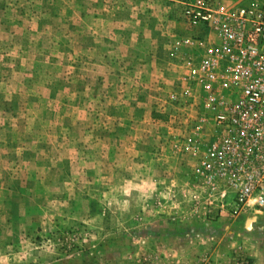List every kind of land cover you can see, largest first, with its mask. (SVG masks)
I'll use <instances>...</instances> for the list:
<instances>
[{"label": "rangeland", "instance_id": "obj_1", "mask_svg": "<svg viewBox=\"0 0 264 264\" xmlns=\"http://www.w3.org/2000/svg\"><path fill=\"white\" fill-rule=\"evenodd\" d=\"M188 1L0 0V264H264L179 146Z\"/></svg>", "mask_w": 264, "mask_h": 264}, {"label": "built area", "instance_id": "obj_2", "mask_svg": "<svg viewBox=\"0 0 264 264\" xmlns=\"http://www.w3.org/2000/svg\"><path fill=\"white\" fill-rule=\"evenodd\" d=\"M181 18L193 35L182 39L190 51L175 98L198 117L179 146L194 160L202 207L231 217L263 213L264 1L191 0Z\"/></svg>", "mask_w": 264, "mask_h": 264}, {"label": "trees", "instance_id": "obj_3", "mask_svg": "<svg viewBox=\"0 0 264 264\" xmlns=\"http://www.w3.org/2000/svg\"><path fill=\"white\" fill-rule=\"evenodd\" d=\"M154 116H155V117H158V118L161 117L160 113H157V112L154 113Z\"/></svg>", "mask_w": 264, "mask_h": 264}]
</instances>
